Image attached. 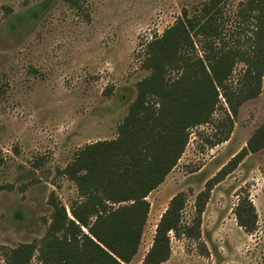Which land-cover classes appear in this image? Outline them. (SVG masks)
<instances>
[{
	"label": "rangeland",
	"instance_id": "obj_1",
	"mask_svg": "<svg viewBox=\"0 0 264 264\" xmlns=\"http://www.w3.org/2000/svg\"><path fill=\"white\" fill-rule=\"evenodd\" d=\"M209 1L0 0V264L9 249L45 236L52 193L68 211L79 198L75 183L60 171L85 145L118 137L137 83L149 75L142 67L147 43L184 11L193 16ZM246 1L226 2V34ZM244 69L236 66L232 83ZM223 105L214 121L191 130L178 165L149 196L142 243L130 264L142 263L171 198L186 194L184 218L191 222L198 194L263 125L264 78L261 95L235 116L230 139L213 147L215 125L228 110ZM244 200L258 216L251 234L235 215ZM200 233L197 240L172 234L165 264H264V149L249 153L215 185Z\"/></svg>",
	"mask_w": 264,
	"mask_h": 264
},
{
	"label": "trees",
	"instance_id": "obj_2",
	"mask_svg": "<svg viewBox=\"0 0 264 264\" xmlns=\"http://www.w3.org/2000/svg\"><path fill=\"white\" fill-rule=\"evenodd\" d=\"M210 0L199 12L187 11L161 36L147 43L142 67L149 75L137 83V96L118 127V137L85 145L60 173L74 182L79 198L68 211L52 193L53 212L45 236L5 253V264H130L138 254L157 190L183 156L191 130L217 122L210 144L227 142L241 106L262 93L264 78V0L240 5L237 26L226 34L224 6ZM202 52V54L200 53ZM245 66L232 83L236 66ZM264 149V123L200 192L191 222L184 218L187 197H172L161 216L153 244L141 264H165L172 256V234L200 238L202 216L215 185L249 153ZM1 163V161H0ZM235 215L246 233L257 227L256 208L240 202ZM37 253V255H36Z\"/></svg>",
	"mask_w": 264,
	"mask_h": 264
},
{
	"label": "crops",
	"instance_id": "obj_3",
	"mask_svg": "<svg viewBox=\"0 0 264 264\" xmlns=\"http://www.w3.org/2000/svg\"><path fill=\"white\" fill-rule=\"evenodd\" d=\"M150 195H151V194H150ZM150 195H149V196H150ZM171 199H172V198H171ZM148 201H149V197H148Z\"/></svg>",
	"mask_w": 264,
	"mask_h": 264
}]
</instances>
